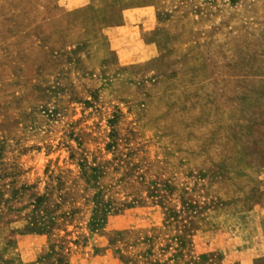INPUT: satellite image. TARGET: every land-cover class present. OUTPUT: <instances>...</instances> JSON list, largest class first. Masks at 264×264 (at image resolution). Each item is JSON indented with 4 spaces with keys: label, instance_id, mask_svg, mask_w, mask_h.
I'll list each match as a JSON object with an SVG mask.
<instances>
[{
    "label": "rangeland",
    "instance_id": "obj_1",
    "mask_svg": "<svg viewBox=\"0 0 264 264\" xmlns=\"http://www.w3.org/2000/svg\"><path fill=\"white\" fill-rule=\"evenodd\" d=\"M0 264H264V0H0Z\"/></svg>",
    "mask_w": 264,
    "mask_h": 264
}]
</instances>
